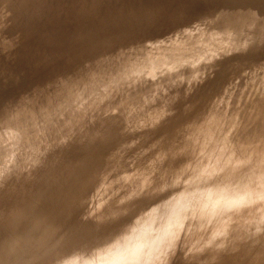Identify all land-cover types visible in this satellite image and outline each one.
Masks as SVG:
<instances>
[{
	"label": "rangeland",
	"instance_id": "rangeland-1",
	"mask_svg": "<svg viewBox=\"0 0 264 264\" xmlns=\"http://www.w3.org/2000/svg\"><path fill=\"white\" fill-rule=\"evenodd\" d=\"M251 1L253 4L250 0L246 3L247 0L244 6L242 0H0V264H54L59 259V264L264 263V196H260L264 190V186L262 189L260 186L264 183V34L255 35L256 31H264V9H256L257 2ZM246 4L254 8L249 5L252 9L245 8ZM241 15L248 16L250 22L256 17L255 22L259 26L243 20ZM243 21L248 24H243ZM239 28H243L244 33L241 29V34L238 33ZM154 57H159V60L154 62ZM160 89L162 92L157 95ZM206 168L210 169L209 172ZM110 180L115 183L105 186V182ZM225 180L231 183L243 180L246 183L243 185H253L257 180L260 184L258 188L254 187L255 192L252 191L254 188L248 189L251 194L259 195L244 197L249 193L248 185L242 188L241 183L239 189L234 184L235 189ZM218 181L226 185L222 188ZM215 182L221 189L212 187ZM208 188H215L213 190L217 194H212L214 197L228 189L221 196L231 195V199L236 193L232 190H247L245 195L242 194L244 190L240 192L243 196L237 192L234 196L236 201L231 203L227 202L231 200L228 196L225 199L219 196L222 202L219 197L211 199L214 197L207 194L213 190ZM240 196L244 199L237 198ZM256 197H261L257 201L262 200L263 205L261 202V206L257 204ZM208 198L214 204H219V200L222 203L217 205L220 207L214 205L215 211L216 208L226 210L227 206L231 208L229 211L234 209L231 214L226 211L231 217L224 216L226 213H220L218 209L215 215V211L209 208L213 204ZM177 201L182 206L177 205ZM203 205L205 208L208 206L207 211ZM23 207L28 208L24 210ZM149 215L153 218L148 221L145 217L149 219ZM188 216L192 218L188 219L191 220L189 224L186 219L183 221ZM208 217L212 221H208ZM47 218L51 219L50 222H45ZM141 218L144 219L142 223L145 221L143 225ZM199 219L202 227L197 226ZM223 221L227 222L224 223L227 228H223ZM185 222L191 226L187 225L189 231ZM217 222V226L222 224L221 229L217 227L219 231L224 230L219 232L216 229ZM175 224L179 229L183 225L182 231L176 227L175 230L172 227ZM86 229H91V234ZM169 230L175 231L170 235ZM197 231L200 232L197 234ZM177 233L180 235L175 239ZM169 236L170 245L166 241ZM87 237H90L89 241ZM10 238L15 241L11 242ZM165 244L172 248L165 247ZM114 249L128 252H120L122 256Z\"/></svg>",
	"mask_w": 264,
	"mask_h": 264
},
{
	"label": "bare ground",
	"instance_id": "bare-ground-1",
	"mask_svg": "<svg viewBox=\"0 0 264 264\" xmlns=\"http://www.w3.org/2000/svg\"><path fill=\"white\" fill-rule=\"evenodd\" d=\"M246 1H247V0H246ZM246 1H245V0L243 1V0H242L241 3H243V5L245 6V2H246ZM253 1H254V2H257V6H256V4H255V6L257 7L256 9H258V8H260V9L263 8V9H264V0H259V1H257V0H253ZM260 1H262V2L258 4V2H260ZM238 2H239V1H238ZM238 2H237V4H238ZM250 2H251V4H253L251 0H250ZM246 3H249V0H248V2H246ZM241 5H242V4H241ZM243 5H242V6H243ZM248 5L254 8V6H252V5H250V4H248ZM248 5L246 4L247 7H245V8L252 9V8L249 7ZM239 6H240V5H239ZM242 6H240V7H242ZM227 7H229V6H227ZM227 7H226V8H227ZM226 8H225V9H226ZM225 9H224V10H225ZM239 9H240V8H239ZM260 9H259V10H260ZM246 10H247V9H246ZM253 10H254V9H253ZM259 10H258V11H259ZM249 11H250V10H249ZM261 11H263V10H261ZM234 12H235V11H234ZM237 13H239V12H237ZM240 13H241V12H240ZM253 13H254V12H253ZM256 13H257V12H256ZM260 13H261V12H260ZM262 13H264V12H262ZM233 15H234V14H233ZM259 15H260V14H259ZM243 16H244V15H243ZM251 16H252V15H251ZM253 16H254V15H253ZM239 17H240V16H239ZM257 17H258V16H257ZM208 18H209V17H208ZM241 18H242L243 20H245V19L248 20V19H247L248 16H247V18H246V15H245L244 17H242V15H241ZM249 18H250V17H249ZM251 18H252V17H251ZM251 18H250V19H251ZM255 18H256V17H255ZM255 18L253 19V21L251 20V22H254L253 24L248 20V22H250L253 26H255V24H256V25L259 24V23H256V22H255V21H256ZM202 19H203V18H202ZM263 19H264V18H263ZM203 20H204V19H203ZM246 20H245V21H246ZM199 21H200V20H199ZM245 21H243V24L245 23ZM259 21H261V20L259 19ZM248 22H246L245 24H248ZM240 23H241V22H240ZM195 25H196V24H195ZM260 25H261V24H260ZM263 25H264V24H263ZM239 26L242 27V25H239ZM239 26H238V27H239ZM249 26H250V25H249ZM258 26H259V25H258ZM222 27H223V26H222ZM244 27H246V25H245ZM244 27H243V28H244ZM250 27H252V26H250ZM243 28H239V29H238V33L241 34V32L243 31V30H242ZM226 29H227V28H226ZM240 29H241V32H239ZM245 29H246V28H245ZM248 29H250V28H248ZM252 29H253V27H252ZM254 30H255V28H254ZM263 30H264V29H263ZM224 31H225V30H224ZM245 31H246V30H245ZM225 32H227V31H225ZM249 32H250V31H249ZM252 32H253V31H252ZM242 33H244V31H243ZM246 33H247V31L245 32V34H246ZM220 34H221V33H220ZM235 34H237L236 30H235ZM263 34H264V31H256V33H255V35H259V36H263ZM150 35H151V34H150ZM229 35H230V33H229ZM231 36H232V35H231ZM243 36H244V35H243ZM224 38H226V37H224ZM228 38H229V36H228ZM233 38H235V37H233ZM239 38H240V37H239ZM202 39H203V38H202ZM210 40H211V39H210ZM222 40H223V38H222ZM231 40H232V39H231ZM205 41H206V40H205ZM192 42H193V41H192ZM195 42H196V41H195ZM224 42H226V41H224ZM211 43H212V42H211ZM201 44H202V43H201ZM212 44H213V43H212ZM220 44H221V43H220ZM181 45H182V44H181ZM222 45H223V44H222ZM226 45H227V44H226ZM228 45H229V43H228ZM257 45H258V44H257ZM262 45H263V43H262ZM262 45H261V46H262ZM183 46H184V45H183ZM191 46H193V45H191ZM203 46H204V45H203ZM218 46H219V45H218ZM236 46H237V45H236ZM185 47H186V46H185ZM221 47H222V46H221ZM223 47H225V46H223ZM257 47H258V46H257ZM179 48H180V47H179ZM191 48H192V47H191ZM191 48H190V49H191ZM194 48H195V47H194ZM249 48H250V47H249ZM263 48H264V47H263ZM263 48H262V49H263ZM201 49H202V48H201ZM204 49H205V48H204ZM206 49H207V48H206ZM208 49H209V48H208ZM229 49H230V48H229ZM234 49H235V48H234ZM259 49H261V47H260ZM166 50H167V49H166ZM177 50H178V49H177ZM185 50H186V49H185ZM202 50H203V49H202ZM224 50H225V49H224ZM238 50H239V48H238ZM241 50H242V49H241ZM261 51H262V50H261ZM261 51H260V52H261ZM263 51H264V49H263ZM263 51H262V52H263ZM176 52H177V51H176ZM186 52H187V51H186ZM189 52H190V51H189ZM195 52H196V51H195ZM204 52H205V51H204ZM229 52H230V51H229ZM231 52H232V51H231ZM241 52H242V51H241ZM193 53H194V52H193ZM205 53H206V52H205ZM214 53H215V52H214ZM218 53H220V52H218ZM225 53H226V52H225ZM169 55H171V54H169ZM175 55H176V54H175ZM201 55H202V54H201ZM226 55H228V53H227ZM182 56H183V55H182ZM188 56H189V55H188ZM191 56H192V55H191ZM191 56H190V57H191ZM205 56H206V55H205ZM152 57H153V56H152ZM211 57H212V56H211ZM155 58H156V57H154V59H153V58H152V59H153L154 62H157V61H155V60H157L159 57H157V59H155ZM209 58H210V56H209ZM221 58H222V57H221ZM148 59H149V58H148ZM184 59H185V58H184ZM210 59H211V58H210ZM222 59H223V58H222ZM158 60H159V59H158ZM179 60H180V59H179ZM190 60H191V59H190ZM217 60H218V59H217ZM182 61H183V60H182ZM182 61H181V62H182ZM209 61H210V60H209ZM214 61H215V60H214ZM10 62H11V61H10ZM82 62H83V60H82ZM126 62H127V61H126ZM192 62H194V61L192 60ZM174 63H175V62H174ZM195 63H196V61H195ZM173 65H174V64H173ZM189 65H190V64H189ZM192 65H193V64H192ZM195 65H196V64H195ZM195 65H193V66H195ZM209 65H210V64H209ZM207 66H208V65H207ZM207 66H206V67H207ZM14 67H15V65H14ZM17 67H18V66H17ZM190 67H191V66H190ZM211 67H212V66H211ZM10 68L12 69V67H10ZM15 68H16V67H15ZM72 68H73V67H72ZM108 68H109V67H108ZM163 68H164V67H163ZM202 68H203V67H202ZM241 69H242V68H241ZM263 70H264V69H263ZM10 71H11V70H10ZM10 71H9V72H10ZM14 71H16V70H14ZM121 71H122V70H121ZM134 71H135V70H134ZM227 71H228V70H227ZM11 72H13V69H12ZM16 72H17V71H16ZM151 72H152V71H151ZM190 72H191V69H190ZM197 72H198V71H197ZM201 72H202V71H201ZM229 72H230V71H229ZM256 72H257V71H256ZM70 73H71V72H70ZM140 73H141V72H140ZM152 73H153V72H152ZM226 73H227V72H226ZM233 73H234V72H233ZM260 73H261V72H260ZM134 74L136 75V74H138V73L135 72ZM109 75H110V74H109ZM198 75H199V74H198ZM208 75H209V74H208ZM11 76H12V75H11ZM89 76H90V75H89ZM202 76H203V75H202ZM215 76H216V75H215ZM228 76L230 77V75H228ZM241 76L243 77V75H241ZM7 77L9 78L10 75L7 76ZM204 77H205V75H204ZM189 78H190V77H189ZM215 78H216V77H215ZM239 78H240V77H239ZM244 78H245V77H244ZM3 79H4V78H3ZM5 79H6V77H5ZM79 79H80V78H79ZM187 79H188V78H187ZM194 79H196V78H194ZM211 79H212V77H211ZM224 79H225V78H224ZM242 79H243V78H242ZM201 80H202V78H201ZM205 80H206V79H205ZM229 80H230V79H229ZM77 81H78V80H77ZM136 81H137V80H136ZM189 81H190V80H189ZM197 81H198V79H197ZM215 81H217V80H215ZM224 81H225V80H224ZM3 82H4V81H3ZM200 82H201V81H200ZM203 82H204V81H203ZM209 82H210V81H209ZM110 83H111V82H110ZM173 83H174V82H173ZM179 83H180V82H179ZM187 83H188V82H187ZM204 83H205V82H204ZM206 83H207V82H206ZM211 83H212V81H211ZM228 83H229V82H228ZM228 83H227V84H228ZM181 84H182V83H181ZM0 85H1V84H0ZM80 85H82V84H80ZM179 85H180V84H179ZM199 85H200V84H199ZM235 85H236V84H235ZM93 86H94V85H93ZM174 86H175V85H174ZM184 86H185V85H184ZM216 86H218V85H216ZM216 86H215V87H216ZM245 86H246V85H245ZM248 86H249V85H248ZM61 87H62V86H61ZM168 87H169V86H168ZM181 87H182V86H181ZM197 87H198V86H196V88H197ZM210 87H211V86H210ZM235 87H236V86H235ZM0 88H1V87H0ZM4 88H5V87H4ZM6 88H7V87H6ZM99 88H100V87H99ZM151 88H152V87H151ZM175 88H176V86H175ZM178 88H179V87H178ZM182 88H183V87H182ZM191 88H192V86H191ZM199 88H200V87H199ZM221 88H222V87L220 86V89H221ZM255 88H256V87H255ZM61 89H62V88H61ZM67 89H68V88H67ZM187 89H188V87H187ZM244 89H245V88H244ZM256 89H257V88H256ZM89 90H90V89H89ZM97 90H98V89H97ZM160 90H161V89H160ZM177 90H178V89H177ZM184 90H185V89H184ZM224 90H225V89H224ZM56 91H57V90H56ZM60 91H62V90H60ZM167 91H168V90H167ZM193 91H194V90H193ZM54 92H55V91H54ZM85 92H86V91H85ZM156 92H157V91H156ZM158 92H159V94H157V95H160V92H162V90H161V91H158ZM200 92H201V91H200ZM200 92H199V93H200ZM211 92H212V91H211ZM218 92H219V90H218ZM229 92H230V91H229ZM240 92H241V91H240ZM58 93H59V92H58ZM62 93H63V92H62ZM70 93H71V92H70ZM83 93H84V92H83ZM190 93H191V92H190ZM24 94H25V93H24ZM155 94H156V93H155ZM170 94H171V93H170ZM215 94H216V93H215ZM253 94H254V93H253ZM260 94H261V92H260ZM18 95H19V94H18ZM53 95H54V94H53ZM67 95H68V94H67ZM67 95H64V96H67ZM153 95H154V94H153ZM161 95H163V93H161ZM178 95H179V94H178ZM184 95H185V94H184ZM212 95H213V94H212ZM221 95H222V94H221ZM77 96H78V95H77ZM185 96H186V95H185ZM198 96H199V98H200V94H199ZM209 96H210V95H209ZM217 96H218V95H217ZM235 96H236V95H235ZM237 96H238V95H237ZM246 96H247V95H246ZM263 96H264V95H263ZM51 97H52V96H51ZM68 97H69V96H68ZM82 97H83V96H82ZM151 97H152V96H151ZM151 97H149V99H150ZM153 97H155V96H153ZM174 97H175V95H174ZM219 97H220V96H219ZM143 98H144V96H143ZM178 98H179V97H178ZM178 98H177V99H178ZM189 98H190V97H189ZM204 98H205V96H204ZM211 98H213V97H211ZM214 98H215V100H216V97H214ZM221 98H222V97H221ZM238 98H239V97H238ZM246 98H247V97H246ZM144 99H145V98H144ZM147 99H148V97H147ZM193 99H194V98H193ZM235 99H236V98H235ZM250 99H251V97H250ZM72 100H73V99H72ZM213 100H214V99H213ZM215 100H214V101H215ZM220 100H221V99H220ZM222 100H223V99H222ZM248 100H249V99H248ZM75 101H76V100H75ZM141 101H142V100H141ZM173 101H174V100H173ZM186 101H187V100H186ZM245 101H246V100H245ZM245 101H244V102H245ZM71 102H72V101H71ZM169 102H170V101H169ZM175 102H176V101H175ZM177 102H178V101H177ZM177 102H176V104H177ZM212 102H213V101H211V103H212ZM216 102H217V101H216ZM216 102H215V103H216ZM219 102H220V101H219ZM46 103H47V102H46ZM51 103H52V102H51ZM51 103H50V104H51ZM65 103H66V102H65ZM68 103H69V102H68ZM134 103H135V102H134ZM136 103H137V102H136ZM138 103H140V102H138ZM203 103H204V102H203ZM140 104H141V103H140ZM142 104H143V103H142ZM176 104H175V105H176ZM178 104H180V103H178ZM188 104H189V103H188ZM230 104H231V102H230ZM250 104H251V103H250ZM258 104H259V103H258ZM262 104H263V103H262ZM45 105H46V104H45ZM73 105H74V104H73ZM130 105H131V104H130ZM151 105H152V104H151ZM153 105H154V104H153ZM157 105H158V104H157ZM183 105H184V104H183ZM190 105H191V104H190ZM200 105H202V104L200 103ZM19 106H20V105H19ZM48 106H49V105H48ZM63 106H64V105H63ZM86 106H87V105H86ZM133 106H134V104H133ZM135 106H136V105H135ZM135 106H134V107H135ZM141 106H142V105H141ZM173 106H174V105H173ZM178 106H180V105H178ZM192 106H193V105H192ZM137 107H140V106H137ZM184 107H185V105H184ZM201 107H202V106H201ZM211 107H212V106H211ZM239 107H240V106H239ZM7 108H8V107H7ZM61 108H62V106H61ZM64 108H65V106H64ZM203 108H204V107H203ZM208 108H209V107H208ZM216 108H217V107H216ZM219 108H220V107H219ZM242 108H244V107H242ZM255 108H256V107H255ZM17 109H18V107H17ZM59 109H60V107H59ZM142 109H143V108H142ZM151 109H152V108H151ZM182 109H183V108H182ZM210 109H211V108H210ZM60 110H61V109H60ZM159 110H160V108H159ZM164 110H165V108H164ZM164 110H163V111H164ZM172 110H173V109H172ZM212 110H213V109H212ZM252 110H253V109H252ZM258 110H259V109H258ZM41 111H42V110H41ZM132 111H133V110H132ZM134 111H135V110H134ZM161 111H162V110H161ZM165 111H166V110H165ZM165 111H164V112H165ZM200 111H201V110H200ZM224 111H225V109H224ZM39 112H40V111H39ZM136 112H137V111H136ZM146 112H147V111H146ZM151 112H152V111H150V114H151ZM169 112H170V111H169ZM182 112H183V111H182ZM214 112H215V111H214ZM239 112H240V111H239ZM243 112H244V111H243ZM260 112H261V110H260ZM45 113H46V112H45ZM125 113H126V112H125ZM166 113H167V112H166ZM192 113H193V112H192ZM197 113H198V112H197ZM204 113H205V112H204ZM206 113H207V112H206ZM241 113H242V112H241ZM23 114H24V113H23ZM41 114L44 115V113H42V112H41ZM52 114H53V113H52ZM131 114H132V112H131ZM135 114H136V113H135ZM150 114H149V115H150ZM176 114H177V113H176ZM221 114H223V113H221ZM239 114H240V113H239ZM262 114H263V113H262ZM182 115H183V114H182ZM188 115H189V114H188ZM232 115H233V114H232ZM8 116H9V115H8ZM8 116H5V118H7ZM10 116H11V115H10ZM19 116H20V115H19ZM41 116H42V115H41ZM49 116H50V114H49ZM54 116H55V115H54ZM130 116H131V115H130ZM132 116H133V115H132ZM137 116H138V115H137ZM145 116H146V115H145ZM186 116H187V115H186ZM186 116H185V117H186ZM235 116H236V115H235ZM23 117H24V116H23ZM32 117H33V116H32ZM190 117H191V116H190ZM195 117H196V116H195ZM242 117H243V116H242ZM242 117H240V119H241ZM248 117H249V116H248ZM17 118H18V117H17ZM30 118H31V115H30ZM33 118H34V117H33ZM119 118H120V117H119ZM131 118H132V117H131ZM150 118H151V117H150ZM152 118H153V117H152ZM162 118H163V117H162ZM196 118H198V117H196ZM263 118H264V117H263ZM3 119H4V118H3ZM18 119H19V118H18ZM20 119H22V118L20 117ZM43 119H44V118H43ZM43 119H42V120H43ZM51 119H52V118H51ZM112 119H113V118H112ZM112 119H111V123H114V122H112ZM117 119H118V118H117ZM160 119H161V118H160ZM163 119H164V118H163ZM163 119H162V120H163ZM184 119H185V118H184ZM214 119H215V118H214ZM246 119L248 120V118H246ZM251 119H252V118H251ZM32 120H34V119H32ZM52 120H53V119H52ZM155 120H156V119H155ZM185 120H186V119H185ZM196 120H197V119H196ZM200 120H201V118H200ZM21 121H22V120H21ZM23 121H24V120H23ZM23 121H22V122H23ZM135 121H136V120H135ZM157 121H158V120H157ZM171 121H172V120H171ZM187 121H188V120H187ZM203 121H204V120H203ZM208 121H209V120H208ZM214 121H217V120H214ZM222 121H223V120H222ZM225 121H226V120H225ZM238 121H239V120H238ZM244 121H245V120H244ZM253 121H254V120H253ZM13 122H14V121H13ZM24 122H25V121H24ZM35 122H36V121H35ZM109 122H110V121H109ZM122 122H123V121H122ZM150 122H151V121H150ZM177 122H178V121H177ZM190 122H191V120H190ZM196 122H197V121H196ZM211 122H212V121H211ZM229 122H230V121H229ZM15 123H16V121H15ZM18 123H19V122H18ZM18 123H17V124H18ZM20 123H21V122H20ZM20 123H19V124H20ZM42 123H43V122H42ZM45 123H46V122H45ZM111 123H109V124H111ZM144 123H145V122H144ZM148 123H149V122H148ZM153 123H154V122H153ZM198 123H199V122H198ZM204 123H205V122H204ZM259 123H260V122H259ZM19 124H18V125H19ZM22 124H24V123H22ZM22 124H20V125H22ZM133 124H134V123H133ZM141 124H143V123H141ZM145 124H146V123H145ZM150 124H151V123H150ZM178 124H179V123H178ZM178 124H177V125H178ZM185 124H186V121H185ZM216 124H217V123H216ZM216 124H215V125H216ZM263 124H264V123H263ZM138 125H139V124H138ZM174 125H175V124H174ZM186 125H187V124H186ZM200 125H202V124H200ZM236 125H237V124H236ZM243 125H244V124H243ZM246 125H247V124H246ZM254 125H255V124H254ZM5 126H6V125H5ZM44 126H45V125H44ZM170 126H171V125H170ZM189 126H190V125H189ZM205 126H206V125H205ZM218 126H219V125H218ZM220 126H221V125H220ZM258 126H259V124H258ZM108 127H109V126H108ZM110 127H111V126H110ZM176 127H177V126H176ZM185 127H186V126H185ZM198 127H199V126H198ZM214 127H215V126H214ZM237 127H238V125H237ZM239 127H240V126H239ZM252 127H253V126H252ZM21 128H22V126H21ZM31 128H32V127H31ZM41 128H42V127H41ZM96 128H97V127H96ZM145 128H146V127H145ZM179 128H180V127H179ZM227 128H228V126H227ZM260 128H261V127H260ZM17 129H18V128H17ZM26 129H27V128H26ZM112 129H113V128H112ZM120 129H121V128H120ZM135 129H136V128H135ZM170 129H171V128H170ZM170 129H169V130H170ZM182 129H184V128H182ZM213 129H214V128H213ZM18 130H19V129H18ZM22 130H23V129H22ZM162 130H163V129H162ZM166 130H168V129H166ZM246 130H247V129H246ZM251 130H252V129H251ZM261 130H262V129H261ZM163 131H164V130H163ZM173 131H174V130H173ZM179 131H180V130H179ZM188 131H189V130H188ZM6 132H8V131H6ZM16 132H17V131H16ZM31 132H33V131H31ZM115 132H116V131H115ZM217 132H218V131H217ZM252 132H253V131H252ZM258 132H259V131H258ZM29 133H30V132H29ZM116 133H117V132H116ZM177 133H178V132H177ZM177 133H176V134H177ZM186 133H187V132H186ZM30 134H31V133H30ZM161 134H162V133H161ZM174 134H175V133H174ZM234 134H235V133H234ZM26 135H27V133L24 134V136H26ZM158 135H159V134H158ZM165 135H166V134H165ZM168 135H169V134H168ZM189 135H190V134H189ZM248 135H250V134H248ZM22 136H23V135H21V137H22ZM101 136H102V135H101ZM163 136H164V135H163ZM171 136H172V135H171ZM214 136H215V135H214ZM245 136H246V135H245ZM253 136H254V135H253ZM97 137H99V136H97ZM174 137H175V136H174ZM177 137H178V136H177ZM185 137H186V135H185ZM209 137H210V136H209ZM230 137H231V136H230ZM99 138H100V137H99ZM118 138H119V137H118ZM189 138H190V137H189ZM6 139H7V138H6ZM6 139H5V140H6ZM166 139H167V138H166ZM174 139H176V138H174ZM180 139H181V138H180ZM191 139H192V138H191ZM233 139H234V138H233ZM255 139H256V138H255ZM161 140H162V139H161ZM167 140H168V139H167ZM173 141H174V140H173ZM182 141H183V140H182ZM189 141H190V140H189ZM200 141H201V140H200ZM257 141H258V140H257ZM91 143H92V142H91ZM203 143H204V142H203ZM229 143H230V142H229ZM236 143H237V142H236ZM246 143H247V142H246ZM115 144H117V143H115ZM182 144H184V143H182ZM189 144H190V143H189ZM199 144H200V143H199ZM135 145H136V144H135ZM163 145H164V144H163ZM246 145H247V144H246ZM203 146H204V145H203ZM248 146H249V145H248ZM248 146H247V147H248ZM257 146H258V145H257ZM262 146H263V145H262ZM262 146H261V147H262ZM132 147H133V146H132ZM179 147H181V146H179ZM190 147H192V146H190ZM214 147H216V146H214ZM110 148H111V147H110ZM255 148H256V147H255ZM106 149H107V148H106ZM125 149H126V148H125ZM167 149H168V148H167ZM172 149H173V148H172ZM184 149H185V148H184ZM234 149H235V148H234ZM109 150H110V149H109ZM201 150H202V149H201ZM214 150H215V149H214ZM252 150H253V149H252ZM167 151H168V150H167ZM127 152H128V151H127ZM235 152H236V151H235ZM235 152H234V154H235ZM255 152H257V151H255ZM162 153H163V152H162ZM177 153H178V152H177ZM192 153H193V152H192ZM231 153H232V152H231ZM242 153H243V152H242ZM246 153H247V152H246ZM249 153H250V152H249ZM125 154H126V153H125ZM148 154H149V153H148ZM165 154H166V153H165ZM168 154H169V152H168ZM237 154H238V153H237ZM250 154H251V153H250ZM178 155H179V154H178ZM203 155H204V154H203ZM211 155H212V154H211ZM213 155H214V154H213ZM215 155H216V154H215ZM200 156L202 157V155H200ZM228 156H230V155H228ZM231 156H232V155H231ZM253 156H254V154H253ZM239 157H240V156H239ZM216 158H217V157H216ZM218 158H219V156H218ZM232 158H233V157H232ZM183 159H184V158H183ZM206 159H207V157H206ZM213 159H214V158H213ZM246 159H247V157H246ZM249 159H250V158H249ZM94 160H95V159H94ZM196 160H197V159H196ZM196 160H195V161H196ZM200 160H201V159H200ZM208 160H209V159H208ZM232 160H233V159H232ZM240 160H241V159H240ZM72 161H73V160H72ZM86 161H87V160H86ZM86 161H85V162H86ZM211 161H212V160H211ZM224 161H225V160H224ZM209 162H210V161H209ZM209 162H207V163L209 164ZM232 162H233V161H232ZM261 162H262V161H261ZM181 163H182V162H181ZM203 163H204V162H203ZM203 163H202V165H203ZM212 163H213V161H212ZM225 163H226V162H225ZM233 163H234V162H233ZM17 164H18V162H17ZM17 164H15V165H17ZM95 164H97V163H95ZM99 164H100V163H99ZM150 164H151V163H150ZM191 164H192V163H191ZM227 164H229V163L227 162L226 165H227ZM238 164H239V163H238ZM247 164H248V162H247ZM174 165H175V164H174ZM196 165H197V164H196ZM200 165H201V164H199V166H200ZM202 165H201V166H202ZM205 165H206V164H205ZM205 165H203V166H205ZM165 166H166V165H165ZM201 166H200V167H201ZM209 166H210V164H209ZM209 166H208V168H209ZM227 166H228V165H227ZM235 166H237V165H235ZM154 167H155V166H154ZM162 167H163V166H162ZM228 167L231 168L230 166H228ZM81 168H82V167H81ZM204 168H205V167H204ZM204 168H203V169H204ZM224 168H227V167L225 166ZM233 168H234V167H233ZM191 169H192V168H191ZM203 169H201L200 172H202ZM206 169H207V168H206ZM73 170H74V169H73ZM142 170H143V169H142ZM165 170H166V169H165ZM182 170H183V169H182ZM188 170H189V169H188ZM207 170H208V169H207ZM209 170H210V169H209ZM209 170H208V172H209ZM214 170H215V169H214ZM225 170H226V169H225ZM143 171H144V170H143ZM145 171H147V170H145ZM171 171H172V170H171ZM205 171H206V170H205ZM227 171H228V170H227ZM229 171H230V170H229ZM0 172H1V171H0ZM61 172H62V171H61ZM208 172H207V174H208ZM231 172H232V171H231ZM252 172H253V171H252ZM171 173H172V172H171ZM185 173H186V172H185ZM189 173H190V170H189ZM193 173H194V172H193ZM204 173H205V172H204ZM221 173H222V172H221ZM263 173H264V170L262 171V175H263ZM169 174H170V173H169ZM181 174H182V173H181ZM207 174H206V175H207ZM210 174H211V173H210ZM214 174H215V173H214ZM222 174H223V173H222ZM239 174H240V173H239ZM239 174H237V175H239ZM141 175H142V174H141ZM200 175H202V173H201ZM206 175H205V176H206ZM223 175H224V174H223ZM230 175H231V174H230ZM259 175H261V174L259 173ZM142 176H143V175H142ZM162 176H163V175H162ZM185 176H186V175H185ZM185 176H184V177H185ZM195 176H196V175H194V177H195ZM198 176H199V174H198ZM198 176H197V177H198ZM210 176H213V175H210ZM217 176H218V175H217ZM228 176H229V175H228ZM148 177H149V176H148ZM148 177H147V178H148ZM164 177H165V176H164ZM177 177H178V175H177ZM177 177H176V179H177ZM187 177H188V176H187ZM197 177H195V178H197ZM202 177H204V176L202 175ZM220 177H221V176H220ZM199 178H201V177H199ZM206 178H207V177H206ZM209 178H210V177H209ZM221 178H222V177H221ZM229 178H230V176L228 177V179H229ZM235 178H236V177H235ZM252 178H253V177H252ZM252 178H251V180H252ZM258 178L261 179V177H258ZM263 178H264V177H263ZM152 179H153V178H152ZM179 179H181V178H179ZM202 179H203V178H202ZM202 179H201V180H202ZM204 179H205V178H204ZM213 179H214V178H213ZM215 179H216V178H215ZM215 179H214V180H215ZM219 179H220V178H218V180H219ZM226 179H227V178H226ZM247 179H249V176H248ZM260 179H258V181H259L260 183H263V181L261 182ZM115 180L117 181L118 179H115ZM137 180H138V179H137ZM144 180H145V179H144ZM148 180H149V179H148ZM148 180H147V181H148ZM150 180H151V179H150ZM150 180H149V181H150ZM206 180H209V179H206ZM210 180H211V179H210ZM214 180H212V181L214 182ZM229 180H230V179H229ZM238 180H239V179H238ZM244 180H246V179H244ZM261 180H262V179H261ZM263 180H264V179H263ZM112 181H114V180H112ZM112 181L110 180V181H108V182H105V186H106V185L108 186V185H110V184L113 185L112 183H115V182H112ZM189 181H191V180L189 179ZM199 181H200V180H199ZM212 181H211V182H212ZM230 181L233 182V180H230ZM230 181H226V180H225V182H226V183L229 182V184L231 183ZM242 181H243V180H242ZM242 181H241V183H242V188H246V186L248 185V186H247V189L250 188V191H251V188H252V189H253L254 187L258 188V187H259V184H260L257 180H255V182H253V183H254L253 185H251V184H250V185H249V184H247V185H243V184H246V183H243ZM246 181H247V180H246ZM246 181H244V182H246ZM248 181H249L248 183H252L250 180H248ZM252 181H254V179H253ZM234 182H235V183H231V184H232V187L234 186V184H236V185H238L237 188L239 187V189H240L239 184H241V183H240V182H239V183L237 182V183H238V184H237L235 180H234ZM132 183H133V182H132ZM132 183H131V184H132ZM140 183H141V181H140ZM143 183H144V182H143ZM167 183H168V182H167ZM177 183H178V182H177ZM187 183H188V181H187ZM201 183H202V182H201ZM217 183H219V181H218ZM217 183L215 182V184H216V185L214 184L215 186L212 184V185H213L212 187H216V188H218V190H219V189H221V188L217 186ZM226 183H225V184H222V183L220 184V183H219L220 185H219V184H218V185L221 186V187L223 188V185H226ZM256 183H258L257 186H255ZM129 184H130V183H129ZM164 184H165V183H164ZM209 184H210V183H209ZM227 184H228V183H227ZM98 185H99V183H98ZM141 185H142V184H141ZM158 185H159V184H158ZM183 185H184V184H183ZM199 185H200V184H199ZM117 186H118V185H117ZM175 186H178V185H175ZM179 186H180V185H179ZM191 186H192V185H191ZM191 186H190V189H189V190H191ZM228 186H230V185H228ZM228 186H224V187H227V188L229 189ZM251 186H253V187H251ZM260 186H261V189H262V187L264 186V183H263V185L260 184ZM129 187H130V186H129ZM182 187H183V186H182ZM186 187H187V186H186ZM186 187H185V188H186ZM188 187H189V186H188ZM188 187H187V188H188ZM205 187H206V186H205ZM209 187H210V185H209ZM232 187H231V188H232ZM122 188H123V187H122ZM137 188H138V187H137ZM227 188H226V189H227ZM233 188L237 189L236 187H233ZM256 188H254L252 191L255 192L254 190H255ZM140 189H141V188H140ZM194 189H195V188H194ZM208 189H209V190H211V189L213 190V189H215V188H211V189L208 188ZM224 189H225V188H224ZM224 189H222V190H224ZM228 189H227V190H224L223 192L220 191V193H218V196H215V197L218 198L219 196H221L222 193L228 191ZM247 189H246V190H247ZM261 189H260V190H261ZM263 189H264V187H263ZM128 190H129V189H128ZM145 190H146V189H145ZM175 190H176V189H175ZM205 190H206V188H205ZM218 190H217V191H218ZM242 190H244V193H242V192H243ZM246 190H245V189H241L240 192H241L243 195H245V193H246L245 191H246ZM258 190H259V189H258ZM258 190H257V191H258ZM122 191H123V189H122ZM124 191H125V190H124ZM142 191H143V190H142ZM146 191H147V190H146ZM157 191H158V190H157ZM171 191H172V190H171ZM214 191H215V190H213L212 192H211V191H208L209 194H207V195H209V196H211V197H214L212 194H214V195L217 194V193L214 192ZM233 191H235L236 193L238 192L237 190H232V192H233ZM257 191H256V192H257ZM261 191H262V190H261ZM126 192H127V191H126ZM126 192H125V193H126ZM134 192H135V191H134ZM140 192H141V191H140ZM152 192H153V191H152ZM163 192H164V191H163ZM181 192H182V191H181ZM196 192H198V191H196ZM204 192H205V191H204ZM206 192H207V191H206ZM218 192H219V191H218ZM229 192H230V190H229ZM232 192H230V193H232ZM235 192H234V193H235ZM240 192H238L239 195L241 194ZM247 192H249V189L247 190ZM262 192L264 193V190H263ZM262 192H261V193H262ZM56 193H57V192H56ZM116 193H118V192H116ZM125 193H124V195H125ZM136 193H137V192H136ZM136 193H135V194H136ZM215 193H216V194H215ZM236 193H235V194H236ZM238 193H237V194H238ZM249 193H250V192H249ZM249 193L246 194V196H244V197H249V196L251 197L252 194H253V196H252V198H253L254 196L257 195V193H256L255 195H254V193H252V194L250 193V195H249ZM258 193H260V192L258 191ZM263 193H262V195H260V196H264ZM87 194H88V193H87ZM89 194H90V193H89ZM95 194H96V193H95ZM219 194H220V195H219ZM224 194H225V193H224ZM226 194H228V193H226ZM235 194H233L232 196L234 197ZM242 194H241V195H242ZM139 195H140V194H139ZM173 195H174V194H172V196H173ZM203 195H204V194H203ZM205 195H206V194H205ZM239 195H236V196H239ZM243 195H242V196H243ZM247 195H248V196H247ZM258 195H259V194H258ZM258 195H257V196H258ZM83 196H84V195H83ZM87 196H88V195H87ZM87 196H86V197H87ZM89 196H90V195H89ZM89 196H88V197H89ZM130 196H131V194H130ZM141 196H142V195H141ZM165 196H166V195H165ZM227 196H228V199H229V197H230V199H231V195H230V196H229V195H225V196L222 195L221 197H223V199H225ZM43 197H44V196H43ZM122 197H123V196H122ZM131 197H132V196H131ZM160 197H163V196H160ZM207 197H208V196H207ZM207 197H206V198H207ZM211 197H210V198H211ZM215 197H214V198H211V199H215ZM221 197L218 198V199L221 200V201L219 200L220 202L223 201V200L221 199ZM224 197H225V198H224ZM233 197H232L233 200L236 199V197H234V198H233ZM36 198H37V196H36ZM44 198H45V197H44ZM46 198H47V197H46ZM108 198H109V197H108ZM118 198H119V197H118ZM166 198H167V197H166ZM237 198H240V200L242 199L241 196H240V197H237ZM257 198H258V199H261V197H260V198H259V197H256V198H254V199H256V201H257ZM262 198H264V197H262ZM47 199H48V198H47ZM98 199H99V198H98ZM126 199H127V198H126ZM135 199H136V197H135ZM169 199H170V198H169ZM197 199H198V198H197ZM232 199H231V200H232ZM243 199H244V198H243ZM243 199H242V200H243ZM248 199L250 200L251 198H248ZM30 200H31V199H30ZM39 200H40V199H39ZM39 200H37V201H39ZM45 200H46V199H45ZM113 200H114V199H113ZM157 200H158V199H157ZM166 200H167V199H166ZM200 200H201V199H200ZM208 200L210 201V204H213V206H210V207H209L210 209L212 208V210H213V207H215V206H216V207H220V206H217V205L222 204V203H220L219 201L217 202V203H219V204H214V203H212L213 201L210 200L209 198H208ZM226 200H227V199H226ZM226 200H225V201H226ZM231 200H230V201L227 200V202H231V203H232V202H235V201H236V200H234V201H231ZM252 200H253V199H252ZM252 200H251V202H252ZM262 200H263V203H264V199H262ZM262 200H261V201H262ZM42 201H43V200H42ZM82 201H83V200H82ZM88 201H90V200H88ZM122 201H123V200H122ZM125 201H126V200H125ZM134 201H135V200H134ZM211 201H212V202H211ZM254 201H255V200H253V204H254ZM261 201H260V200H259V202L257 201V202H258L257 204L260 205V202H261ZM29 202H30V201H29ZM32 202H34V201H32ZM32 202H31V203H32ZM40 202H41V200H40ZM40 202H39V203H40ZM85 202H86V200H85ZM106 202H107V201H106ZM164 202H165V201H164ZM179 202H180V201H179ZM179 202L177 201V205H179V204H178ZM215 202H216V201H215ZM227 202H226V204L228 205ZM39 203H38V204H39ZM183 203H184V202H183ZM206 203H207V202H206ZM206 203H205V204H206ZM208 203H209V202H208ZM231 203H230V204H231ZM261 203H262V202H261ZM263 203H262L261 205H263ZM109 204H110V203H108L107 206H108ZM113 204H115V203H113ZM123 204H124V202H123ZM159 204H160V203H159ZM230 204H229V205H230ZM32 205H33V204H32ZM36 205H37V203L35 204V206H36ZM86 205H87V204H86ZM94 205H95V204H94ZM111 205H112V204H111ZM120 205H121V203H120ZM152 205H153V204H152ZM180 205H181V204H180ZM180 205H179V206H180ZM196 205H197V204H196ZM207 205H208V204H207ZM214 205H215V206H214ZM223 205H225V203H223ZM223 205H221V207L224 208ZM227 205H226V206H227ZM255 205H256V203H255ZM261 205H260V206H261ZM30 206H31V205H30ZM136 206H137V205H136ZM136 206H135V207H136ZM181 206H182V205H181ZM192 206H193V205H192ZM199 206H200V205H199ZM203 206H204V205H203ZM245 206H246V205H245ZM33 207H34V206H33ZM73 207H74V206H73ZM121 207H122V206H121ZM172 207H173V205H172ZM194 207H195V206H194ZM207 207H208V206H207ZM207 207H206V208H207ZM228 207H230V206H227V207H226V210L224 209L225 211H224V210H221V209L219 210L218 208H216V211H215V210H213V211H215V215H216V213H217V209H218V212L220 211V213H221V211H222V213L225 212L226 214H227V212H229L230 214L233 213L232 210H234V209H232V210H231L232 212H231V211L228 210V209H231V208H228ZM241 207H242V206H241ZM251 207H252V206H251ZM18 208H20V207H18ZM26 208H28V207H26ZM26 208L24 209V207H23L22 209L26 210ZM68 208H69V207H68ZM82 208H83V207H82ZM82 208H81V209H82ZM100 208H101V207H100ZM118 208H119V207H118ZM175 208H177V210H178L179 207L177 206V207H175ZM204 208H205V206H204ZM204 208H203V209H204ZM206 208H205V211L208 210V208H207V210H206ZM233 208H235V207H233ZM238 208H239V206H238ZM248 208H249V207H248ZM85 209H86V208H85ZM108 209H109V208H108ZM147 209H148V208H147ZM193 209H194V208H193ZM210 209H209V212H210ZM240 209H241V208H240ZM244 209H245V208H244ZM263 209H264V208H263ZM14 210H15V209H14ZM18 210H19V209H18ZM24 210H23V211H24ZM68 210H69V209H68ZM106 210H107V209H106ZM132 210H133V209H132ZM173 210H174V207H173ZM180 210H181V209H180ZM180 210H179V211H180ZM198 210H200V209H198ZM198 210H197V211H198ZM212 210H211V211H212ZM227 210H228V211H227ZM258 210H259V209H258ZM28 211H29V209H28ZM76 211H77V210H76ZM108 211H109V210H108ZM110 211H111V209H110ZM134 211H135V210H134ZM147 211H148V210H147ZM201 211H203V210H201ZM201 211H200V212H201ZM213 211H212V213H214ZM226 211H227V212H226ZM239 211H240V210H239ZM252 211H254V210H252ZM256 211H257V210H256ZM263 211H264V210H263ZM16 212H17V211H16ZM24 212H25V211H24ZM68 212H69V211H68ZM70 212H71V211H70ZM70 212H69V213H70ZM78 212H79V209H78ZM81 212H82V211H81ZM106 212H107V211H106ZM132 212H133V211H132ZM171 212H172V210H171ZM175 212H176V210H175ZM175 212H174V213H175ZM195 212H196V211H195ZM195 212H192V213H195ZM200 212H199V213H200ZM203 212H204V211H203ZM203 212H202V213H203ZM259 212H260V211H259ZM259 212H258V213H259ZM261 212H262V211H261ZM5 213H6V212H5ZM19 213H20V212H18V214H19ZM26 213H27L26 215H30V213H29V214H28V212H26ZM135 213H136V212H135ZM146 213H147V212H146ZM172 213H173V212H172ZM172 213H171V215H173ZM212 213H210V214L213 216L214 214H212ZM220 213H219V214H220ZM241 213H242V212H241ZM244 213H245V211H244ZM244 213H243V214H244ZM253 213H254V212H253ZM253 213H252V214H253ZM18 214H16V215H18ZM24 214H25V213H24ZM24 214H23V215H24ZM72 214H74V213H72ZM76 214H77V213H76ZM81 214H82V213H81ZM108 214H109V213H108ZM108 214H107V215H108ZM123 214H124V213H123ZM127 214H128V213H127ZM143 214H144V213H143ZM175 214H177V212H176ZM175 214H174V215H175ZM190 214H191V213H190ZM196 214H197V212H196ZM207 214H209V213H207ZM210 214H209V215H210ZM219 214H218V215H219ZM226 214H225L224 216H226V217H227V216H230V214H229V215H228V214L226 215ZM20 215H21V214H20ZM23 215H22V216H23ZM54 215H55V214H54ZM61 215H62V213H61ZM68 215H69V214H68ZM79 215H80V214H79ZM118 215H119V214H118ZM125 215H126V214H125ZM200 215H201V214H200ZM203 215H205V214H203ZM220 215H223V214H220ZM232 215H233V214H232ZM239 215H240V214H239ZM246 215H247V214H246ZM249 215H251V214L249 213ZM253 215H254V214H253ZM258 215H259V214H258ZM261 215H262V214H261ZM4 216H5V215H4ZM30 216H32V215H30ZM52 216H53V215H51V217H52ZM64 216L66 217V214H64ZM72 216H73V215H72ZM77 216H78V215H77ZM82 216H83V215H82ZM109 216H112V215H109ZM140 216H141V215H140ZM191 216H192V215H191ZM196 216H197V215H196ZM206 216H207V215H206ZM206 216H205V217H206ZM2 217H3V216H2ZM17 217H19V216H17ZM25 217H26V216H25ZM40 217H41V216H40ZM58 217H59V216H58ZM58 217H57V219H58ZM61 217H63V215H62ZM61 217H60L59 219H61ZM114 217H115V215H114ZM144 217H145V216H144ZM144 217H143V218H144ZM149 217H150V215H149ZM161 217H162V216H161ZM183 217H184V216H183ZM188 217H189V216H188ZM188 217H187V218H183V221H184V219H186V222L188 221L187 223L189 224V221H191V220H188V219H192V218H191V217L188 218ZM201 217H202L203 222H204V220H205L204 216L201 215ZM210 217H211V216H210ZM214 217H215V216H214ZM219 217H220V216H219ZM221 217H222V216H221ZM230 217H231V216H230ZM238 217H239V216H238ZM247 217H248V216H247ZM44 218H45V217H44ZM111 218H112V217H111ZM143 218H141V220H140L141 222H140V223H142V219H143ZM152 218H153V217H152ZM152 218L150 217V218L148 219V216L145 217V219H147L148 221L151 220ZM193 218H194V217H193ZM195 218H196V217H195ZM198 218H199V214H198ZM232 218H233V217H232ZM232 218H231V219H232ZM240 218H241V217H240ZM245 218H246V217H245ZM248 218H249V217H248ZM250 218H251V217H250ZM253 218H254V217H253ZM7 219H9V218H7ZM18 219H19V218H18ZM21 219H25V218H21ZM27 219H30V217L27 218ZM31 219H32V218H31ZM37 219H38V218H37ZM47 219H48V218H47ZM57 219H56V220H57ZM82 219H83V218H82ZM82 219H81V221H82ZM224 219H226V218H223V220H224ZM3 220H4V219H3ZM11 220H13V219H11ZM15 220H16V219H15ZM25 220H26V219H25ZM25 220H24V223H23V224H25ZM32 220H33V219H32ZM35 220H36V219H35ZM50 220H51V219H50ZM50 220H49V219H48L47 221L45 220V222H50ZM71 220H72V219H71ZM95 220H96V219H95ZM99 220H100V219H99ZM99 220H98V221H99ZM129 220H130V219H129ZM133 220H135V219H133ZM143 220H144V219H143ZM181 220H182V219H181ZM227 220H228V222H230V219H227ZM247 220H248V219H247ZM28 221H29V220H28ZM33 221H34V220H33ZM52 221H54V220L52 219ZM205 221H206V220H205ZM208 221H212V220L209 219V217H208ZM217 221L219 222V220H217ZM225 221H226V220H225ZM231 221H232V220H231ZM233 221H234V220H233ZM8 222H9V221H8ZM13 222H14V221H13ZM18 222H19V221H18ZM20 222H21V221H20ZM54 222H55V221H54ZM78 222H79V223H82V222H80V221H78ZM114 222H115V221H114ZM134 222H135V221H134ZM144 222H145V221H143L142 225L144 224ZM151 222H152V221H151ZM186 222H185V224H186ZM198 222H199L201 225H200V224L198 225V223H197V226H201V227H202V226H203V225H202L203 223H201L202 221L199 219ZM206 222H207V221H206ZM215 222H216V221H215ZM218 222H217L216 224H215V223H214V224L216 225V229L219 231V228L221 229L222 224H221V226H220V225L217 226V224H219V223L222 222V221H220L219 223H218ZM237 222H238V221H237ZM257 222H260V220H259V221L257 220ZM39 223H41V222H39ZM69 223H70V222H69ZM73 223H74V222H73ZM79 223H78V224H79ZM85 223H86V222H85ZM100 223H101V222H100ZM103 223H104V222H103ZM105 223H106V222H105ZM110 223H111V221H110ZM147 223H148V222H147ZM147 223H146V224H147ZM152 223H153V222H152ZM179 223H181V221H180ZM182 223H184V222H182ZM224 223H225V222L223 221V224H224ZM226 223H227V222H226ZM226 223H225V224H226ZM230 223H231V222H230ZM234 223H235V222H234ZM240 223H241V222H240ZM249 223H250V221H249ZM262 223H263V222H262ZM8 224H9V223H8ZM16 224H17V223H16ZM43 224H44V222H43ZM45 224H47V223H45ZM70 224H71V223H70ZM70 224H69V225H70ZM90 224H91V223H90ZM93 224H94V223H93ZM107 224H108V223H107ZM122 224H123V223H122ZM130 224H131V223H130ZM130 224H129V226H130ZM150 224H151V223H150ZM150 224H148V225H150ZM153 224H154V223H153ZM188 224H186V230L188 229V231H189L188 226H190V225H188ZM193 224H194V223H193ZM193 224H192V225H193ZM204 224L207 225L208 222H207V223H204ZM225 224H224V225H225ZM238 224H239V223H238ZM13 225H14V224H13ZM47 225H48V224H47ZM72 225H73V224H72ZM81 225H82V224H81ZM84 225H85V224H83L82 226H84ZM105 225H106V224H105ZM125 225H126V224H125ZM137 225H138V224H137ZM142 225L139 224V226H141V227H140L141 230H143ZM151 225H152V224H151ZM176 225H178V224H175V226L172 225V227H174V229H175ZM187 225H188V226H187ZM228 225H229V224H228ZM259 225H260V224H259ZM259 225H258V226H259ZM9 226H10V224H9ZM22 226H23V225H22ZM27 226H28V225H27ZM44 226H45V225H44ZM63 226H64V225H63ZM102 226H103V225H102ZM106 226H107V225H106ZM132 226H133V224H132ZM145 226H146V225H145ZM145 226H144V227H145ZM211 226H212V225H211ZM225 226H226V225H225ZM225 226H224L223 228H227V227H228V226H226V227H225ZM230 226H231V225H229V227H230ZM243 226H244V225H243ZM35 227H36V226H35ZM37 227H38V226H37ZM64 227H66V226H64ZM78 227H79V226H78ZM84 227H85V226H84ZM86 227L88 228L89 226L86 225ZM107 227H108V226H107ZM155 227H156V226H155ZM177 227H178V226H177ZM177 227H176V229L178 230L179 228H177ZM179 227L183 228V225H181V226H179ZM184 227H185V226H184ZM190 227H191V226H190ZM217 227H219V228H217ZM238 227H240V226H238ZM241 227H242V225H241ZM245 227H246V226H245ZM249 227H250V226H249ZM1 228H2V227H1ZM90 228H91V227H90ZM93 228H94V227H92V231H91L92 234H93V231H95V229L93 230ZM123 228H124V227H123ZM123 228H122V229H123ZM181 228L179 229L180 231H182ZM192 228H193V226H192ZM194 228H195V227H194ZM196 228H197V227H196ZM230 228H231V227H230ZM29 229H30V228H29ZM33 229H35V228H33ZM45 229H46V228H45ZM78 229H79V228H78ZM82 229H83V230H82ZM82 229H81V230L84 231V228H82ZM112 229H113V228H112ZM119 229H120V228H119ZM176 229H175V230H176ZM213 229H215V228H213ZM216 229H215V230H216ZM239 229H240V228H239ZM239 229H238V230H239ZM253 229H254V228H253ZM255 229H256V227H255ZM260 229H261V228H260ZM13 230H14V229H13ZM31 230H32V229H31ZM31 230H30V231H31ZM87 230H88V229H86V232H87ZM90 230H91V229H89L88 231L90 232ZM126 230L128 231V229H126ZM166 230H167V229H166ZM175 230H169V231H171V233L169 232L170 235L173 233L172 231H175ZM184 230H185V229H184ZM194 230H195V229H194ZM196 230H197V229H196ZM217 230L214 231V232H217ZM222 230H224V229H222ZM222 230H220V231H222ZM233 230H234V229H233ZM249 230H250V229H249ZM256 230H257V229H256ZM258 230H259V229H258ZM65 231H66V230H65ZM129 231H130V230H129ZM164 231H165V229H164ZM210 231H211V230H210ZM220 231H219V232H220ZM228 231H229V230H228ZM234 231H236V230H234ZM252 231H253V230H252ZM4 232L6 233L5 230H4ZM8 232H9V231H8ZM14 232H17V231H14ZM20 232H21V231H20ZM62 232H63V231H62ZM86 232H85V233H86ZM91 232H90L89 234H91ZM176 232H178V231H176ZM176 232H175V233H176ZM186 232H187V231H186ZM199 232H200V231H199ZM199 232L197 231V234H198ZM212 232H213V231H212ZM212 232H211V233H212ZM230 232H231V231H230ZM232 232H233V231H232ZM240 232H241V231H240ZM242 232H244V231H242ZM250 232H251V231H250ZM30 233H31V232H30ZM45 233H47V232L45 231ZM78 233H79V232H78ZM85 233H84V234H85ZM95 233H96V232H95ZM129 233H130V232H129ZM178 233H179V232H178ZM178 233H177V234H178ZM195 233H196V232H195ZM253 233H254V232H253ZM21 234H22V233H21ZM27 234H28V231H27ZM84 234H83V235H84ZM86 234H87V233H86ZM177 234H176V235H177ZM247 234H248V233H247ZM260 234H261V233H260ZM1 235H2V234H1ZM3 235H4V234H3ZM16 235H17V233H16ZM77 235H78V234H77ZM77 235H76V236H77ZM81 235H82V234H81ZM83 235H82V236H83ZM93 235H94V234H93ZM93 235H92V236H93ZM98 235H99V233H98ZM100 235H101V233H100ZM117 235H119V234L117 233ZM122 235H123V234H122ZM122 235H121V236H122ZM127 235H128V234H127ZM148 235H150V234H148ZM148 235H147V236H148ZM158 235H159V234H158ZM179 235H180V234H178L177 236H175V239H177V238L179 237ZM184 235H185V234H184ZM201 235H202V234H201ZM205 235H206V234H205ZM210 235H211V234H210ZM222 235H223V234H222ZM242 235H243V234H242ZM263 235H264V234H263ZM17 236H18V235H17ZM56 236H58V235H56ZM86 236H87V235H86ZM96 236H97V234H96ZM103 236H104V235H103ZM109 236H110V235H109ZM163 236H164V235H163ZM198 236H200V235H198ZM202 236H203V235H202ZM211 236H212V235H211ZM214 236H215V235H214ZM219 236H220V235H219ZM0 237H1V236H0ZM21 237L24 238V236H21ZM25 237H26V236H25ZM98 237H99V239H100V236H98ZM176 237H177V238H176ZM215 237H216V236H215ZM221 237H222V236H221ZM231 237H232V236H231ZM260 237H261V236H260ZM4 238H5V237H4ZM13 238H14V237H13ZM18 238H19V237H17V241L19 240ZM26 238H27V237H26ZM80 238H81V236H80ZM80 238H79V239H80ZM87 238H89V239H88V241H89V240H90V237H87ZM93 238H94V237H93ZM111 238H112V237H111ZM113 238H114V237H113ZM149 238H150V237H149ZM151 238H153V237L151 236ZM160 238H161V237H160ZM169 238L171 239L170 236L166 238V239H167V240H166L167 242H168V239H169ZM181 238H182V237H181ZM194 238H195V237H194ZM194 238H193V239H194ZM197 238H198V237H197ZM200 238H201V236H200ZM224 238H225V237H224ZM8 239H9V238H8ZM10 239H11V238H10ZM15 239H16V238H15ZM101 239H102V238H101ZM107 239H108V238H107ZM118 239H119V238H118ZM135 239H136V238H135ZM162 239H163V237H162ZM164 239H165V237H164ZM172 239H174V234H173V236H172ZM188 239H189V238H188ZM191 239H192V238H191ZM202 239H203V237H202ZM202 239H201V241H202ZM211 239H212V238H211ZM217 239H218V238H217ZM6 240H7V239H6ZM77 240H78V239H77ZM80 240H81V239H80ZM96 240H97V239H96ZM104 240H105V239H104ZM184 240H185V239H184ZM195 240H196V239H195ZM212 240H213V239H212ZM238 240H240V239H238ZM245 240H246V239H245ZM0 241H1V240H0ZM3 241H4V240H3ZM3 241H2V242H3ZM12 241H15V240H14V239H13V240L11 239V242H12ZM22 241H23V240H22ZM70 241H71V240H70ZM74 241H75V240H74ZM78 241H79V240H78ZM84 241H86V240H84ZM97 241H98V240H97ZM126 241H128V240H126ZM142 241H143V240H142ZM149 241H150V240H149ZM166 241H165V242H166ZM179 241H180V240H179ZM196 241H197V240H196ZM198 241H199V240H198ZM217 241H218V240H217ZM18 242H19V241H18ZM18 242H16V243L18 244ZM23 242H24V241H23ZM33 242H34V241H33ZM104 242H105V241H104ZM134 242H135V241H134ZM167 242H166V244H167ZM171 242H172V241H171ZM173 242L175 243V241H173ZM181 242H182V241H181ZM185 242H186V241H185ZM213 242H214V240H213ZM213 242H212V243H213ZM257 242H258V241H257ZM257 242H256V243H257ZM16 243H15V244H16ZM73 243H74V242H73ZM75 243H76V242H75ZM80 243H81V242H80ZM82 243H83V242H82ZM120 243H121V242H120ZM146 243H147V242H146ZM178 243L180 244V242H178ZM195 243H196V242H195ZM208 243H209V242H208ZM210 243H211V242H210ZM214 243H215V242H214ZM221 243H222V242H221ZM250 243H251V242H250ZM252 243H253V242H252ZM12 244H13V243H12ZM20 244H21V243H20ZM115 244H117V243H115ZM132 244H133V243H132ZM149 244H150V243H149ZM162 244H163V243H162ZM166 244H165V247L168 246V245H166ZM168 244H169V242H168ZM185 244H186V243H185ZM187 244H188V243H187ZM190 244H191V243H190ZM200 244H202V243H200ZM203 244H204V243H203ZM215 244H217V243H215ZM227 244H228V243H227ZM67 245H68V244H67ZM67 245H66V246H67ZM89 245H90V244H89ZM98 245H99V244H98ZM113 245H114V244H113ZM118 245H119V244H118ZM118 245H116V246H117V248L119 247V249H120L121 247L118 246ZM169 245H170V244H169ZM171 245H172V243H171ZM173 245H174V244H173ZM196 245H197V244H196ZM205 245H206V244H205ZM211 245H212V244H211ZM26 246H27V244H26ZM66 246H65V247H66ZM69 246H70V245H69ZM74 246H75V244H74ZM116 246H115V247H116ZM182 246H183V245H182ZM184 246H185V245H184ZM200 246H201V245H200ZM212 246H213V245H212ZM249 246H250V245H249ZM249 246H247V247H249ZM251 246H252V245H251ZM253 246H255V245H253ZM5 247H6V245H5ZM27 247H28V246H27ZM61 247H62V246H61ZM61 247H60V248H61ZM87 247H88V246H87ZM99 247H100V246H99ZM106 247H107V246H106ZM106 247H105V248H106ZM115 247H114V248H115ZM133 247H134V246H133ZM158 247H159V246H158ZM158 247H157V248H158ZM162 247H163V246H162ZM170 247H171V246H168V248H170ZM175 247H176V245H175ZM187 247H189V246H187ZM191 247H192V245H191ZM197 247H198V246H197ZM203 247H204V246H203ZM209 247H210V246H209ZM7 248H8V247H7ZM9 248H10V247H9ZM23 248H24V247H23ZM42 248H43V247H42ZM62 248H63V247H62ZM74 248H75V247H74ZM80 248H82V247H80ZM149 248H150V247H149ZM153 248L155 249V247H153ZM171 248H172V247H171ZM182 248H183V247H182ZM195 248H196V246H195ZM201 248H202V247H201ZM35 249H36V248H35ZM63 249H64V248H63ZM93 249H94V248H93ZM95 249H97V248H95ZM134 249H136V248H134ZM151 249H152V248H151ZM159 249H160V248H159ZM179 249L181 250V248H179ZM186 249H187V248H186ZM193 249H194V248H193ZM197 249H199V248H197ZM217 249H218V248H217ZM1 250H2V249H1ZM12 250H13V249H12ZM17 250H18V249H17ZM21 250H22V249H21ZM21 250H20V251H21ZM40 250H41V249H40ZM99 250H100V248H99ZM99 250H98V251H99ZM115 250H117V249H114V252H115ZM124 250H125V248H124ZM124 250H123V251H124ZM149 250H150V249H149ZM165 250H166V248H165ZM168 250H169V249H168ZM168 250H166V251H168ZM171 250H172V249H171ZM189 250H190V249H189ZM199 250H200V249H199ZM202 250H203V249H202ZM205 250H206V249H205ZM210 250H211V249H210ZM212 250H213V249H212ZM259 250H260V249H259ZM111 251H113V250H111ZM118 251H119V250H117V252H118ZM123 251L120 250L119 253L122 252V253L124 254L125 252H128V251H125V252H123ZM131 251H132V250H131ZM152 251H153V250H152ZM163 251H164V250H163ZM175 251H177V249H175ZM182 251H183V250H182ZM195 251H196V250H195ZM200 251H201V250H200ZM208 251H209V248H208ZM215 251H216V250H215ZM4 252H5V250H4ZM39 252H40V251H39ZM104 252H105V251H104ZM117 252H116V253H117ZM168 252H169V251H168ZM191 252H192V251H191ZM193 252H194V251H193ZM193 252H192V253H193ZM198 252H199V251H198ZM206 252H207V251H206ZM18 253H19V250H18ZM36 253H37V252H36ZM79 253H80V252H79ZM87 253H88V252H87ZM122 253H120V254L122 255ZM156 253H157V252H156ZM172 253H173V251H172ZM172 253H171V254H172ZM183 253H187V252H183ZM183 253H182V254H183ZM208 253H209V252H208ZM242 253H243V252H242ZM0 254H1V253H0ZM5 254H7V253H5ZM5 254H4V255H5ZM8 254H9V253H8ZM8 254H7V255H8ZM10 254H12V253H10ZM21 254H22V253H21ZM55 254H56V253H55ZM88 254H89V253H88ZM88 254H87V255H88ZM111 254H112V253H111ZM120 254H119V255H120ZM171 254H170V255H171ZM190 254H191V253H190ZM249 254H250V253H249ZM2 255H3V254H2ZM4 255H3V256H4ZM14 255H15V253H14ZM14 255H13V256H14ZM24 255H25V254H24ZM42 255H43V254H42ZM112 255H113V254H112ZM161 255H162V254H161ZM164 255H165V251H164ZM166 255H167V254H166ZM191 255H192V254H191ZM0 256H1V255H0ZM3 256H2V257H3ZM9 256H11V255H9ZM13 256H12V258H14ZM15 256H16V255H15ZM22 256H23V254H22ZM28 256H29V255H28ZM33 256H34V254H33ZM117 256H118V255H117ZM122 256H124V255H122ZM198 256H199V255H198ZM222 256H223V255H222ZM227 256H229V255H227ZM16 257H19V256H16ZM23 257H24V256H23ZM34 257H35V256H34ZM34 257H33V258H34ZM51 257H52V256H51ZM55 257H56V256H55ZM93 257H94V256H93ZM113 257H115V256H113ZM119 257H121V256H119ZM157 257H158V256H157ZM157 257H156V258H157ZM168 257H169V255H168ZM189 257H190V256H189ZM225 257H226V256H225ZM236 257H237V256H236ZM236 257H235V258H236ZM238 257L240 258V256H238ZM3 258L6 259V256H4ZM9 258H10V257H9ZM9 258H8L7 260H9ZM21 258H22V257H21ZM56 258H57V257H56ZM160 258H163V257L160 256ZM170 258H171V257H170ZM186 258H188V257H186ZM186 258H185V260H186ZM208 258H209V257H208ZM242 258H243V257H242ZM242 258H241V259H242ZM5 259H4V260H5ZM40 259H41V258H40ZM158 259H159V257H158ZM158 259H157V260H158ZM192 259H194V257H193ZM205 259H206V257H205ZM220 259H221V258H220ZM246 259H247V258H246ZM10 260H12V259H10ZM14 260H15V259H14ZM53 260H54V259H53ZM59 260H60V259H59ZM59 260H57V262L54 261V264L58 263ZM134 260H135V259H134ZM153 260H154V259H153ZM165 260H166V259H165ZM208 260H209V259H208ZM229 260H230V259H229ZM239 260H240V259H239ZM0 261H1V260H0ZM5 261H6V260H5ZM5 261H2V262H5ZM158 261H159V260H158ZM199 261H200V260H199ZM206 261H207V260H206ZM262 261H263V259H262ZM7 262H8V261H7ZM55 262H56V263H55ZM88 262H89V261H88ZM93 262H94V261H93ZM119 262H120V261H119ZM154 262H156V261H154ZM202 262H203V261H202ZM221 262H222V261H221ZM232 262H233V261H232ZM235 262H236V261H235ZM0 263H1V262H0ZM10 263H11V262H10ZM12 263H13V262H12ZM32 263H33V262H32ZM68 263H69V262H68ZM175 263H176V262H175ZM252 263H253V262H252ZM261 263H262V262H261ZM30 264H31V262H30ZM58 264H59V263H58ZM96 264H97V263H96ZM124 264H125V263H124ZM126 264H127V263H126ZM151 264H152V263H151ZM159 264H160V263H159ZM162 264H164V262H163ZM173 264H174V263H173ZM198 264H199V262H198ZM203 264H204V262H203ZM205 264H206V263H205ZM207 264H208V263H207ZM232 264H233V263H232ZM253 264H254V263H253ZM263 264H264V263H263Z\"/></svg>",
	"mask_w": 264,
	"mask_h": 264
}]
</instances>
